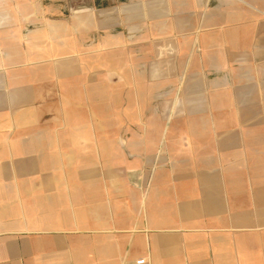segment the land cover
I'll return each mask as SVG.
<instances>
[{
  "label": "crops",
  "instance_id": "crops-1",
  "mask_svg": "<svg viewBox=\"0 0 264 264\" xmlns=\"http://www.w3.org/2000/svg\"><path fill=\"white\" fill-rule=\"evenodd\" d=\"M90 1L77 15L94 22L78 19L77 43L109 32L110 76L99 78L110 90L60 87L14 135L0 126V264H264V177H246L264 176V119L141 117L165 95H189L179 110L193 115L257 94L264 0ZM73 67L48 68V79ZM35 86L25 101L48 94Z\"/></svg>",
  "mask_w": 264,
  "mask_h": 264
},
{
  "label": "rangeland",
  "instance_id": "rangeland-1",
  "mask_svg": "<svg viewBox=\"0 0 264 264\" xmlns=\"http://www.w3.org/2000/svg\"><path fill=\"white\" fill-rule=\"evenodd\" d=\"M91 2L90 0H5V9H6V23L8 24L7 28V46L0 47V126L5 129L7 135H14L19 127L17 118L21 117L28 118L32 111V107L46 108L55 102L58 94L57 90L61 87V90L66 91V89L71 88V93L73 90L78 89H92L96 86V83H103V86L110 90V83L108 79H101L100 76H110L109 65L105 63L110 55V48L102 46L100 40H104L109 32L100 31L96 33L95 31L86 32V46L78 45L79 39L83 40L84 35L82 30L78 29L79 20L81 16L77 15L79 7L86 5ZM83 4V5H82ZM1 4V9H2ZM20 7L23 8L24 12L21 13ZM50 8V15H45L46 9ZM56 8H66L65 15L54 14L52 10ZM28 9V10H27ZM17 10V11H16ZM16 11V12H15ZM54 11V10H53ZM92 16H82L81 18L86 22H94L93 19H90ZM85 22V23H86ZM87 23V24H89ZM50 25V39L47 35V27ZM45 28V31H44ZM40 31V32H39ZM47 31V32H46ZM39 33L41 39L37 46L30 47V38L36 36ZM46 36V37H45ZM14 40V41H11ZM4 42L3 40H0ZM12 42V44H10ZM13 42L18 43V47L14 46ZM50 42V43H49ZM50 44L48 48L47 44ZM66 46H62V44ZM49 50V52H48ZM16 55V57H14ZM262 63L254 64L259 70H256L257 73H264V53L262 54ZM14 57V58H13ZM33 57V58H32ZM81 58V59H80ZM13 59L15 61L10 62L9 60ZM8 60V61H5ZM73 68H77L79 73H73L70 75V78L58 79L56 77H50L47 72L48 68L54 70L56 66L61 65L62 63H68ZM242 64L243 68L245 67V72L250 71V65L244 58L238 60ZM108 65V66H107ZM80 66V67H79ZM43 71V72H42ZM87 71V78H84V73ZM90 71V73H89ZM80 72H84L80 74ZM244 72V73H245ZM96 73V75H95ZM91 74L93 77H88ZM32 76V78H31ZM94 76H97L94 78ZM34 78V80H33ZM246 84L250 82V79H245ZM258 89L257 94L250 95V99L239 101L238 98L233 96V104L230 111L226 113L222 109L215 110L208 114L200 110L195 112L193 115L188 111H181L179 107L188 105L189 95H165V97L159 101L156 100L153 102V110L149 113L148 111L144 112L141 117H159L165 119H178V118H249V119H264V74L262 78H257ZM40 84L38 87L35 86ZM32 85L35 86L36 92L45 93L40 96L34 102H30L31 98L27 97L24 100L21 96L22 93L31 92ZM63 88V89H62ZM23 91V92H22ZM51 91V92H50ZM50 93V94H49ZM30 96V95H29ZM247 97V96H246ZM245 97V98H246ZM40 98V100H39ZM54 98V99H53ZM120 98H122L120 96ZM2 99L4 100L2 103ZM126 99V96H124ZM237 99V100H236ZM134 101L135 97H134ZM77 105V104H73ZM82 106V105H81ZM126 107V106H125ZM72 112L78 109L77 106H72ZM35 110V109H34ZM76 114L77 111L75 112ZM122 111H119L121 114ZM193 113V112H192ZM23 114V116H21ZM41 114V112L39 113ZM73 114V113H72ZM71 114V115H72ZM17 115V116H16ZM50 115V112H49ZM122 115V114H121ZM191 115V116H190ZM49 116H43L40 119V123L46 122ZM45 119V120H44ZM108 129V128H107ZM144 128H134L135 133L142 131ZM147 129V128H146ZM174 128L167 127L166 130L171 131ZM179 129V128H178ZM184 130L185 128H181ZM50 130H56V127H50ZM109 130V129H108ZM124 130L126 128L124 127ZM169 131L167 133H169ZM142 133V132H141ZM123 134L128 135L125 131ZM248 181H256L254 177H264V176H246Z\"/></svg>",
  "mask_w": 264,
  "mask_h": 264
},
{
  "label": "built area",
  "instance_id": "built-area-1",
  "mask_svg": "<svg viewBox=\"0 0 264 264\" xmlns=\"http://www.w3.org/2000/svg\"><path fill=\"white\" fill-rule=\"evenodd\" d=\"M144 262V260H139L138 264H142Z\"/></svg>",
  "mask_w": 264,
  "mask_h": 264
}]
</instances>
